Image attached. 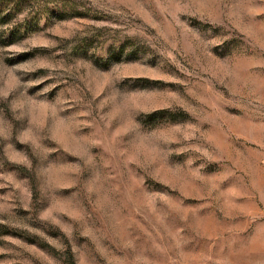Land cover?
<instances>
[{
  "label": "rangeland",
  "instance_id": "rangeland-1",
  "mask_svg": "<svg viewBox=\"0 0 264 264\" xmlns=\"http://www.w3.org/2000/svg\"><path fill=\"white\" fill-rule=\"evenodd\" d=\"M0 264H264V0H0Z\"/></svg>",
  "mask_w": 264,
  "mask_h": 264
}]
</instances>
